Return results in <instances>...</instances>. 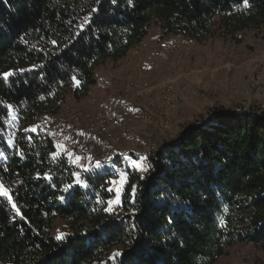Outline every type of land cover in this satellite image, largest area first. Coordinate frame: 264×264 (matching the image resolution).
Returning <instances> with one entry per match:
<instances>
[{
  "label": "trees",
  "instance_id": "obj_1",
  "mask_svg": "<svg viewBox=\"0 0 264 264\" xmlns=\"http://www.w3.org/2000/svg\"><path fill=\"white\" fill-rule=\"evenodd\" d=\"M249 4L0 0V73L16 72L0 80V177L25 217L0 198V264H214L234 243L264 246L263 110L216 107L161 144L143 175L127 169L114 214L105 209L117 169L104 163L86 172L61 153L53 159L57 135L36 121L56 114L67 93L86 96L95 67L124 57L151 23L162 36L239 42L243 31L264 28V0ZM89 14L92 23L77 37ZM33 65L44 67L17 71ZM74 173L89 187L75 184ZM57 218L68 229L60 241L52 234Z\"/></svg>",
  "mask_w": 264,
  "mask_h": 264
},
{
  "label": "rangeland",
  "instance_id": "obj_2",
  "mask_svg": "<svg viewBox=\"0 0 264 264\" xmlns=\"http://www.w3.org/2000/svg\"><path fill=\"white\" fill-rule=\"evenodd\" d=\"M239 35V42L214 35L197 43L182 35L162 36L159 25L151 23L145 38L124 59L106 60L95 67V83L86 96L77 100L67 93L56 114L39 115L36 121L57 135L56 153L81 157L79 164H73L91 168L97 160L111 163L110 168L117 169L113 179L117 184L109 187H120L119 172L130 169L143 175L149 153L178 138L190 124L210 118L214 108L264 111V28L247 29ZM144 59L150 61L151 69L142 64ZM252 77H259V82ZM139 81L150 86L147 95L136 94L133 83ZM168 88L178 94L179 101L160 106L161 94ZM118 98L131 105L149 104V118L142 121L131 113L124 118L125 129L112 127L107 133H95L96 141L91 142L88 136L95 132L96 121L110 115ZM81 119H88L91 130L66 131V123ZM128 158L136 160L141 170L129 167ZM112 193L108 201L115 199L116 192ZM118 207L113 205L115 210ZM66 232L65 221L55 219L52 234ZM225 251L214 264H264V246L234 243Z\"/></svg>",
  "mask_w": 264,
  "mask_h": 264
},
{
  "label": "snow or ice",
  "instance_id": "obj_3",
  "mask_svg": "<svg viewBox=\"0 0 264 264\" xmlns=\"http://www.w3.org/2000/svg\"><path fill=\"white\" fill-rule=\"evenodd\" d=\"M96 4H100L102 2V0H95ZM111 2L113 4H115L117 2V0H111ZM132 0H128V3L131 4ZM242 3H243V6L245 8L247 7H250V4H249V0H242ZM99 12V9L96 8V7H93L91 9V13H98ZM92 23V15L89 14L88 16H85L84 17V20L83 22L81 23V25L79 26L80 28V31H78L77 33H75V35L77 37H79L81 35V32H83L86 28V26L90 25ZM53 44L56 43V41H52ZM37 67L39 68H43L44 66L43 65H33L31 68L29 69H19L17 71L19 72H24V71H33L35 70ZM16 75V72L15 71H6V72H2L0 73V80L4 81V82H7L9 80L10 77ZM73 80H76V77L73 76L72 77ZM79 81H76V84L77 86L79 85ZM41 99H44V97H41ZM8 108H11V106L9 105ZM13 119H15V117H13ZM31 131L35 132L36 131V128H32L30 129ZM81 135H83V133H81ZM67 139V137H66ZM67 156L70 158L71 162L72 163H76V164H79V161L81 160V157L79 156H76L74 159H72L73 157V153L71 152H66ZM59 155V153H53L52 156H53V159H55L57 156ZM0 157H3V153H0ZM109 160L111 161V158H109ZM128 163H129V167H135L137 168V170H141V167L140 165H138L137 161L136 160H132L131 158H128ZM81 167H83L82 165H79ZM105 167V164H102L99 160H97L95 162V164L92 166V168H87V167H83V170L86 171V172H89V171H93V170H99V169H102ZM144 171H147L146 168L143 169ZM5 171H7V169H5ZM76 179L74 181L75 184H79L81 187L83 188H88L89 187V184L87 183V181L85 180H82L79 173H74L73 174ZM118 176L121 177V185L120 187H109L107 189V191L109 192H112V191H115L116 192V196H115V199L114 200H109L108 201V207L105 209V211L109 212L110 214H114L115 213V209L113 208V205H117L119 206L120 205V192L123 190L122 188V184L126 182V176H127V173L126 172H119L118 173ZM37 178L39 179L40 176L39 174H37ZM45 178L48 179V180H51V176L49 174H45ZM110 183L112 185H116L117 184V181L116 180H112L110 181ZM73 187V184H68L66 185L62 191L64 192H68L69 189H71ZM135 191V189H133V192ZM13 192V189L11 188V186H5V183L2 179V177H0V198H3L6 200V202L8 204H10V206L15 210L16 212V215H19L21 219H25V217L20 213V209L18 207V205L13 202V195L11 194ZM60 199H64L63 196L60 197ZM65 237H64V234H60V235H57L55 237L56 240L60 241V240H63ZM121 253L120 252H116L114 254V256L112 257V259H115V257H118L120 256Z\"/></svg>",
  "mask_w": 264,
  "mask_h": 264
},
{
  "label": "built area",
  "instance_id": "obj_4",
  "mask_svg": "<svg viewBox=\"0 0 264 264\" xmlns=\"http://www.w3.org/2000/svg\"><path fill=\"white\" fill-rule=\"evenodd\" d=\"M252 81L258 83L259 77H252ZM133 87L136 90V94L147 95L148 88L150 86L146 81H139L137 83H133ZM178 101V94L168 88L164 93L161 94L158 104L164 107L166 105L176 104L178 103ZM110 109V115H107L106 118H98V120L96 121L94 127L95 132H92V134L88 136L91 142L96 141L97 133H107L112 127L116 129H125L123 123L124 118L131 113L142 121H145L149 118V104L147 103L131 105L129 100L125 98H118L113 101ZM74 117L75 116L73 115L70 119H74ZM90 124L91 123L88 121V119H81L76 122L66 123L65 129L71 134L79 131L80 129H90Z\"/></svg>",
  "mask_w": 264,
  "mask_h": 264
},
{
  "label": "crops",
  "instance_id": "obj_5",
  "mask_svg": "<svg viewBox=\"0 0 264 264\" xmlns=\"http://www.w3.org/2000/svg\"><path fill=\"white\" fill-rule=\"evenodd\" d=\"M127 54H128V52H127ZM127 54H126V55H127ZM126 55H125V56H126ZM125 56L122 57L121 59H119L118 61L124 59ZM148 58H152V57L149 56ZM144 60H145V59H144ZM142 64H144V66L147 67V70L151 69V68H150V61L148 62V61L145 60V61L142 62ZM145 67H144V68H145ZM145 69H146V68H145Z\"/></svg>",
  "mask_w": 264,
  "mask_h": 264
}]
</instances>
